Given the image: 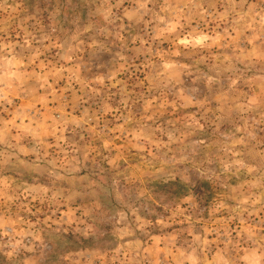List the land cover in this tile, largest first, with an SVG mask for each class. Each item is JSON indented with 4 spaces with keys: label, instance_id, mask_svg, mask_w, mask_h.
<instances>
[{
    "label": "clouds",
    "instance_id": "9594fccd",
    "mask_svg": "<svg viewBox=\"0 0 264 264\" xmlns=\"http://www.w3.org/2000/svg\"><path fill=\"white\" fill-rule=\"evenodd\" d=\"M123 3L100 0L97 12L103 22L85 27L83 17L76 18L74 31L65 33L64 40L56 44L51 33L42 29L24 30L15 42L0 38V110L15 109L14 119L0 117V264L46 259L54 252L53 240L65 239L67 229H53L48 221L32 223L26 218L34 201L57 209L79 201L82 209L69 207L64 214L67 219L61 217L56 223L69 228L75 225L74 239L83 237L98 247L111 246L112 259L119 264H264V52L258 53L253 44L259 41L264 46V0H132L135 7L123 9L120 15ZM10 7L8 0H0V10ZM125 18L127 27L143 23L145 36L133 37V41L139 38L142 44L158 49H140L147 53L149 91L155 98L139 97L144 107L138 118L127 111V93L121 108L111 109L120 112L117 119L123 123L108 132L119 133L140 157L133 161L139 166L140 183L131 190L125 188L121 174L130 165H120L121 156L111 157L112 137L103 129L97 131L88 109L79 118L58 109L61 115L50 117L46 125L33 105L13 103L17 97H33L37 86L48 92L65 71L70 73L69 81L80 83L82 90L87 88L79 76L82 54L89 55L85 70L94 67L100 73L95 75L97 85L114 79L108 65L123 66L129 59L122 36ZM210 24L215 29L223 24V34ZM241 39L252 44L251 52L234 48L232 55L215 58L212 71L201 70L207 60L205 51L227 48L221 40L235 43ZM164 42L172 46L168 51L161 47ZM45 47L58 48L57 62L70 67L57 71L53 66L44 74L30 72L36 57L20 55L17 49L39 54ZM49 76L53 77L51 84ZM30 80L37 86L30 85ZM257 81L258 89L253 87ZM85 95L93 99L97 88ZM76 99L87 103L84 96ZM169 109L187 111L175 120L167 117ZM77 129L104 139L109 151L104 159L115 174L99 163H90L86 154L82 159L77 155L81 149L65 137ZM49 136L56 141L52 153ZM98 169L110 183L92 178ZM205 184L215 190L211 200ZM205 213L207 221L201 219ZM223 215L228 219L221 222L217 217ZM233 220H239L237 227H228ZM177 223L181 227L162 239V247L143 245L156 228L165 230ZM93 260L103 264L104 256L96 252L87 264Z\"/></svg>",
    "mask_w": 264,
    "mask_h": 264
},
{
    "label": "rangeland",
    "instance_id": "374dc122",
    "mask_svg": "<svg viewBox=\"0 0 264 264\" xmlns=\"http://www.w3.org/2000/svg\"><path fill=\"white\" fill-rule=\"evenodd\" d=\"M8 2L11 7L7 11L0 10V38H6L8 42H15L18 39H21L24 30L36 32L37 30L42 29L45 32L51 33L52 43L56 44L64 40L65 33L74 31L72 25L76 18L83 17L85 27L92 23L101 24L103 22L102 17L97 12V9L100 6V0H8ZM134 7L135 5L132 3V0H124V3L119 10V14H123V9H132ZM158 7L159 5L156 6L157 10ZM216 7L220 11L223 10L219 3L216 4ZM114 11L116 10L114 9ZM124 24L126 26V31L122 33V36L128 44V63L123 66L121 64L108 65L107 70L112 73L114 79H108L104 82V85H107V87L95 83V75L100 73H97L94 67L91 71L85 70V64L89 62V55L82 54L79 76L81 81L88 84L87 88L82 90V85L80 83L69 81L68 76L70 73L65 71L61 73V78L56 81L55 86L48 92L39 88L35 80H30V85L37 86V91L34 93V96L29 97L27 100L23 97H17L14 99L13 103L17 107L21 105H33L35 109L39 110L37 115L40 116V119L46 125L51 123L50 117H59L61 115V112L58 111V109L63 108L65 113H71L74 118H79L84 109H88L90 122L94 127H97V131L103 129L106 135L112 137L110 142L111 157L116 158L117 156H121L123 158L120 159L118 163L120 165H130L126 170H122L121 174L124 175L123 184L125 188L131 190L136 184L140 183V180L137 179L139 172L136 171L139 166L137 163L133 162L138 161L140 157L136 155V149H130L126 145L125 140L119 133L108 132L109 129H115L123 123L122 119H117L120 112L112 111L111 109H120V101L123 94L127 93L129 100L127 111L137 115L138 118V114L142 113L144 107V100L139 99V97L155 98L150 95L149 91L150 77L148 75V68L145 66V56L147 53L140 51V49L142 47H151L154 51H158V49L151 44H142L139 38L133 41V37L145 36L143 23L138 26L127 27L128 21L125 18ZM209 27L215 29L214 24H210ZM224 27L225 26L221 24L220 29L215 30L222 35ZM53 29H55V31H53ZM44 43L47 45L48 42L45 41ZM225 43L228 44L227 48L213 47L204 52V56L207 57V60L204 64L200 65L202 71H212L216 63L215 58L224 55H232L234 48L244 49L246 52L252 51V44H249L243 39L235 43L225 40L220 41L221 45ZM253 44L256 45L258 53L264 52V46H261L259 41H253ZM36 47L40 46L36 45ZM161 47L164 51H168L172 46L168 42H164ZM59 51L60 50L56 47H45L39 52V54H37L29 51L22 52V50L17 49V53L20 55L25 57L32 55L36 57L34 64L28 70L30 72L35 71L39 74L48 72L53 66L57 71L62 67H70V65L65 64L64 62H57L59 60L57 55ZM158 58L159 57H157V59ZM104 59L107 60L108 57L105 56ZM182 62L187 61L185 60ZM238 67H243V65H238ZM47 79L49 84L53 82V77L49 76ZM119 82H122V84ZM259 84L260 82L257 81L253 87L258 89ZM93 87L97 88V96L93 99H88L85 92L90 93ZM53 96L56 98L54 99ZM80 96H84L87 103L76 99ZM104 102H106V106L109 109L108 111L104 110ZM213 107H215V102L213 103ZM186 111L187 110L174 111L169 109L166 115L170 119L181 120L186 114ZM14 113L15 109L8 106V111L5 112L0 110V117H2L3 121H10L15 118ZM125 114H127V112ZM97 117H99L98 126L96 124ZM16 122L19 123L20 121L17 120ZM25 123H27V121H25ZM0 126H2V124H0ZM48 130L51 131L52 129ZM12 134H16L15 129H13ZM209 134L211 133L209 132ZM65 137L81 149V151L77 153L81 159L86 154L90 163H99L105 171H112L113 174H115L116 170L108 168L107 161L104 159L106 156H109V151L104 148V139L101 136L96 135L94 132L77 129L75 133L72 131L66 132ZM48 143L52 145L49 149V152L52 153L55 149V138L49 136ZM129 177H131V179H129ZM13 178L16 179L18 183L21 182L19 176ZM92 178L97 180H101L102 178L103 181L110 183L109 177L99 169ZM205 187L212 194L209 197L211 200L215 195V190H213L208 184H205ZM28 207L31 209V213H28L26 218L32 223L48 221L52 224L53 229L62 227L67 229V231L64 233L65 239L63 241L57 239L53 240L54 252L49 254L46 259L40 258L27 260V264H41L42 260L44 261V264H87L88 260L91 259L96 252H99L104 256L103 264H119V261L114 262L112 259L114 249L111 246L103 245L98 247L93 240L84 239L83 237L74 239L72 228H74L75 225H73L72 228H69L67 224L61 226L56 223L61 217H64V214L68 211L69 207L82 209L83 205L79 201H76L69 206L61 205L59 209H57L55 205L50 206L47 203L41 204L39 201H34ZM12 210L15 211V208L13 207ZM157 210L162 211L161 209ZM22 215L25 214L22 213ZM76 215L79 216L80 212L77 211ZM261 215H264V213ZM64 218L67 219V217ZM201 219L207 221L209 219L208 214L205 213ZM217 219L224 222L227 221L228 218L226 215H223L218 216ZM153 223H155V219H153ZM238 224L239 220H233L228 223L227 226L230 228H236ZM41 226H44L43 223H41ZM180 227L181 225L177 223L171 228L165 230L156 228L152 231L151 237L144 239L142 243L145 247H154L157 244L162 247V239L170 235L173 230L179 229ZM75 235L79 234L76 233ZM213 238L214 237L209 236V239ZM127 239L128 238H125V243L127 242ZM181 242L182 241L180 240L177 241L178 244ZM5 261H7V258H5ZM21 264H25L23 259L21 260ZM93 264H101V262L100 260H93ZM143 264H148V261H144Z\"/></svg>",
    "mask_w": 264,
    "mask_h": 264
}]
</instances>
